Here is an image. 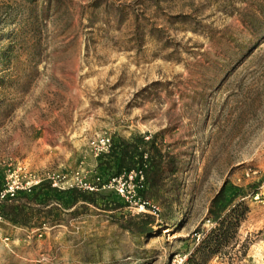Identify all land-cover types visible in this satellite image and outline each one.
I'll list each match as a JSON object with an SVG mask.
<instances>
[{"label": "rangeland", "instance_id": "rangeland-1", "mask_svg": "<svg viewBox=\"0 0 264 264\" xmlns=\"http://www.w3.org/2000/svg\"><path fill=\"white\" fill-rule=\"evenodd\" d=\"M103 135L149 143L144 213ZM263 182L264 0H0V264H171L223 186L248 212L206 264H264Z\"/></svg>", "mask_w": 264, "mask_h": 264}, {"label": "trees", "instance_id": "trees-1", "mask_svg": "<svg viewBox=\"0 0 264 264\" xmlns=\"http://www.w3.org/2000/svg\"><path fill=\"white\" fill-rule=\"evenodd\" d=\"M133 144L122 142L120 154L117 155V150L114 148L108 154L117 158L118 174L122 170L127 172L134 169V164L131 160L135 155H141L140 147H145L149 143L134 139ZM107 156V157H108ZM77 194L76 190H73ZM84 201H92L88 196L83 195ZM248 212L244 202L236 201L235 197L226 200L225 186L212 199L208 209V220L215 224V227L207 232L203 239L199 242L195 250L187 256L184 264H206L209 258L225 253L232 244L234 245L236 233L240 224L245 219ZM142 234L148 233L147 230L142 229Z\"/></svg>", "mask_w": 264, "mask_h": 264}, {"label": "built area", "instance_id": "built-area-1", "mask_svg": "<svg viewBox=\"0 0 264 264\" xmlns=\"http://www.w3.org/2000/svg\"><path fill=\"white\" fill-rule=\"evenodd\" d=\"M113 149L111 138L108 136H99L91 142V150L95 157H101L110 154ZM75 187L83 191L93 192V187L85 184L75 174ZM115 191L117 196L124 198L131 208L137 213H144L145 209L149 206V203L137 196L134 192L129 189L134 187V184L141 185L144 182V171L143 169H136L128 173H123L118 179H114ZM254 199L264 206V182L258 188ZM2 220L0 215V221ZM186 255H178L171 264H184L186 261Z\"/></svg>", "mask_w": 264, "mask_h": 264}]
</instances>
